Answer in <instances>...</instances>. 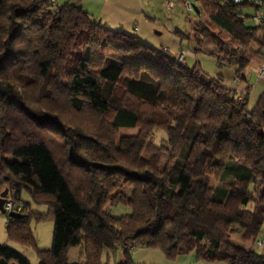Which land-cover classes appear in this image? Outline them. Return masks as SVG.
Returning <instances> with one entry per match:
<instances>
[{"label": "trees", "instance_id": "16d2710c", "mask_svg": "<svg viewBox=\"0 0 264 264\" xmlns=\"http://www.w3.org/2000/svg\"><path fill=\"white\" fill-rule=\"evenodd\" d=\"M191 1L206 16L181 34L195 51L237 77L264 63V27L237 17L245 4ZM222 80L74 4L0 0V192L19 205L4 214L7 239L34 249L37 264H102L104 251L134 264V248L264 264V253L229 242L234 230L255 242L264 221V90L248 109L247 91ZM228 170L242 175L223 179ZM21 191L48 207L47 250H36L30 229L44 217ZM117 205L129 214L111 216ZM71 247L78 260L67 262ZM12 263L29 264L0 245V264Z\"/></svg>", "mask_w": 264, "mask_h": 264}, {"label": "rangeland", "instance_id": "374dc122", "mask_svg": "<svg viewBox=\"0 0 264 264\" xmlns=\"http://www.w3.org/2000/svg\"><path fill=\"white\" fill-rule=\"evenodd\" d=\"M196 3V2H195ZM251 9L246 7L243 8V13L248 14L250 13ZM204 13V12H203ZM201 12V16L198 17L195 12L189 13L186 12L183 6H181L176 15H174V19L172 18L171 21L168 23V21H163V26H166L167 32L162 30V38H157V37H152L150 41H142L144 44L148 45L149 47L155 48V49H160L161 47H165L167 49H173V46H176L175 43L170 42L168 38H165L166 33L168 36L171 34V30L174 31V29L179 30L182 34H188L190 33L192 27L196 26L197 23L203 22L202 20L206 18V16ZM244 24L246 26H252V22L249 19H246L244 21ZM133 34L134 32L131 31ZM135 34V33H134ZM176 36L178 34H175ZM139 38V37H138ZM178 40V39H177ZM159 43V44H158ZM180 46L182 47V50L186 52H191L193 54V57H188L185 58L183 62H185L186 67L191 68L195 66L198 68L202 73L208 75V76H220L221 75V69L218 66L215 57L210 54L206 53L204 51H195L194 45L192 42L187 41L186 39H180ZM187 49V50H186ZM189 49V50H188ZM198 49V48H197ZM177 50H174V52ZM195 52V58H194V53ZM264 54V50L261 52ZM221 66V65H220ZM223 66V65H222ZM224 68V69H223ZM230 67L224 65L222 67L223 70L228 71ZM231 69V68H230ZM233 75L232 69L230 72ZM242 73V72H241ZM240 73V74H241ZM247 75V74H246ZM227 72H223V75H221L222 79L227 78ZM240 77V76H239ZM247 78H249V75H247ZM224 79V80H225ZM250 82L254 81V76H251L249 78ZM253 95L248 98L247 100V108L251 109L255 102L253 101ZM124 133V132H121ZM129 133V132H126ZM161 134L158 133L156 136V141L158 140V137H160ZM155 153L154 150L150 149L146 152V154H153ZM164 160V158H162ZM242 175L241 173H238L237 170H228V172L225 174L223 179H229L231 177H237ZM213 181V180H212ZM211 181V184L214 187L221 186L222 184L219 183H213ZM249 189H252V184L250 183ZM131 189L129 188H123L122 193L128 197L130 194ZM20 200L22 202H26L30 205V210L38 215H42L44 217L43 221L39 223L31 222L30 223V229L35 241V248L36 250H47L50 248L51 244V234H52V221L51 217L49 215V210L48 207L45 205H37L31 202L29 195L25 191L20 192ZM249 205L247 206V208ZM130 210L122 205H117V206H108V213L113 216V217H120L124 215H128ZM5 215L0 214V245H5L8 246L9 248L15 250L19 254H21L28 262L29 264H37V258L34 249L32 248H27L20 246L17 243H14L12 241H9L6 237V233L4 230V223H5ZM235 229V228H234ZM258 239H261L264 241V221L262 223V226L260 228V233L258 235ZM229 242H231L234 245H239L245 249L252 247L253 250L257 251L258 253H264V248L258 249L255 246V242L252 241H242V235L240 232L234 230L232 233L229 235ZM77 252L78 248L77 247H71L68 249L67 252V260H76L77 258ZM117 252V251H116ZM115 251H104L102 253V259L101 263L102 264H115ZM118 255H120L118 253ZM131 259L134 264H214V263H205L201 261H197L195 259V256L193 253H182L177 255L173 259H165V257L162 255V253L159 250L156 249H150V248H134L131 252ZM218 264H226V263H218Z\"/></svg>", "mask_w": 264, "mask_h": 264}, {"label": "crops", "instance_id": "0c3cea01", "mask_svg": "<svg viewBox=\"0 0 264 264\" xmlns=\"http://www.w3.org/2000/svg\"><path fill=\"white\" fill-rule=\"evenodd\" d=\"M66 2L81 7L94 20L104 24L107 28L121 30L127 33H131L132 31L142 41H150L152 37L162 38V30L165 29L167 32L166 26H163L162 24L163 21H168L169 23L172 18L174 19L173 16L176 15L178 9L182 6L177 2L173 5L172 9L166 10L163 6V0H57V5L60 6ZM170 32L171 34L169 36L166 33L165 38H168L170 42L175 43L176 46H173V49L169 50L172 52H174V50H182V47L180 46L182 33L177 29H174V31L171 30ZM175 34L178 35L176 36ZM186 40L191 42L190 39ZM250 47L252 50L257 49L252 43L250 44ZM262 50H264V48L260 51L262 52ZM262 64L264 63L258 61L249 62L240 74V77L232 75L230 73V68L228 71H225L223 70L224 68L222 69L224 66L218 65L222 70L221 75H223V72H227L228 75L226 79L223 78L222 85L225 88L233 89L238 93L247 91L248 98L254 94L253 101L255 102L264 90V77L257 78L254 73V71ZM246 74L249 75V78L254 76V81L250 82ZM118 253L119 251H117L115 255V259L117 258L115 264L120 258ZM77 260L78 252L76 260L71 261L67 260L66 253L67 262Z\"/></svg>", "mask_w": 264, "mask_h": 264}, {"label": "built area", "instance_id": "2783aa9c", "mask_svg": "<svg viewBox=\"0 0 264 264\" xmlns=\"http://www.w3.org/2000/svg\"><path fill=\"white\" fill-rule=\"evenodd\" d=\"M220 1H231L233 4H245L248 8L251 9L249 14H243V12L238 11L237 17L238 19L246 20L249 19L252 22V25L256 27H264V0H220ZM179 2L186 12L193 13L195 12V2L191 0H163V6L166 10H170L173 8L175 3ZM48 4L50 8H53L57 5V0H48ZM158 51L164 55L171 56L179 62H183L186 57H193V54L190 52H186L184 50H179L177 52H172L171 50L161 47ZM255 76L257 78L264 77V64L260 65L257 70L254 71ZM3 209L5 213L11 211H19V205H14L8 200H5L3 204ZM255 246L258 249L264 248V241L261 239H257L255 241Z\"/></svg>", "mask_w": 264, "mask_h": 264}, {"label": "water", "instance_id": "95a60500", "mask_svg": "<svg viewBox=\"0 0 264 264\" xmlns=\"http://www.w3.org/2000/svg\"><path fill=\"white\" fill-rule=\"evenodd\" d=\"M195 11H197L196 8H195ZM6 193H7V191L5 189L2 192H0V214H2V215L6 214L7 217L17 216V214L14 213V212L5 213V211L3 209V204H4L5 200H6V198H5L6 197Z\"/></svg>", "mask_w": 264, "mask_h": 264}]
</instances>
